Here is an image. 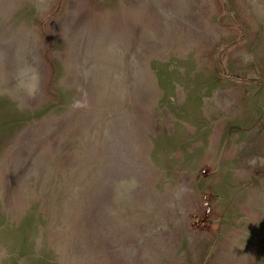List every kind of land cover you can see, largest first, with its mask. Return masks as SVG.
<instances>
[{
    "label": "rangeland",
    "instance_id": "obj_1",
    "mask_svg": "<svg viewBox=\"0 0 264 264\" xmlns=\"http://www.w3.org/2000/svg\"><path fill=\"white\" fill-rule=\"evenodd\" d=\"M0 264H264V0H0Z\"/></svg>",
    "mask_w": 264,
    "mask_h": 264
},
{
    "label": "trees",
    "instance_id": "obj_2",
    "mask_svg": "<svg viewBox=\"0 0 264 264\" xmlns=\"http://www.w3.org/2000/svg\"><path fill=\"white\" fill-rule=\"evenodd\" d=\"M238 78H239L240 80L242 79L241 77H237V79H238Z\"/></svg>",
    "mask_w": 264,
    "mask_h": 264
}]
</instances>
